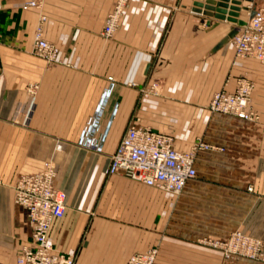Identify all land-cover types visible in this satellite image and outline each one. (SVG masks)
<instances>
[{
	"label": "crops",
	"instance_id": "0c3cea01",
	"mask_svg": "<svg viewBox=\"0 0 264 264\" xmlns=\"http://www.w3.org/2000/svg\"><path fill=\"white\" fill-rule=\"evenodd\" d=\"M114 1L45 0L39 10L0 0V264H17L31 239L27 210L14 197L18 177L48 160L67 205L49 240L75 264H126L153 247L155 264H264L227 259L201 242L235 230L264 242V63L238 57L230 38L251 1L233 21L206 14L204 0H129L106 38ZM41 12L57 63L34 53ZM241 76L255 83L258 120L209 108ZM153 82L157 93L144 95ZM131 123L172 135L181 151L198 138L216 148L198 151L197 176L180 193L166 191L109 171ZM89 124L101 151L84 145Z\"/></svg>",
	"mask_w": 264,
	"mask_h": 264
},
{
	"label": "built area",
	"instance_id": "2783aa9c",
	"mask_svg": "<svg viewBox=\"0 0 264 264\" xmlns=\"http://www.w3.org/2000/svg\"><path fill=\"white\" fill-rule=\"evenodd\" d=\"M45 0H24L23 9L41 10ZM129 0H115L108 13L102 34L110 38L117 30ZM248 17L242 24H235L232 42L238 57H253L264 63V1L256 5L254 0L247 7ZM47 20L41 12L35 31L34 53L49 63L60 61L59 47L44 37ZM112 78V77H109ZM134 84V83H133ZM39 85L30 83L27 91L36 94ZM255 83L245 76L237 79L233 91L220 90L214 93L209 108L212 111L235 115L249 120H258L259 113L251 104ZM143 94L157 93L158 83L143 88ZM93 125L87 127L84 145L102 150L95 145L91 135ZM216 148L201 138L196 139L188 151L174 146V137L148 126L131 123L111 155L109 171L143 181L148 185L173 193H180L187 182L197 176L196 155L201 149ZM56 165L53 160L35 172L21 173L14 189L15 201L27 210L31 224V239L25 242L17 256V264H75V255L59 251L50 242L53 221L66 212V194L56 186ZM202 243L222 251L225 258L240 255L255 260H264V243L259 237L235 230L224 240L204 238ZM158 248L134 253L126 264H155Z\"/></svg>",
	"mask_w": 264,
	"mask_h": 264
},
{
	"label": "water",
	"instance_id": "95a60500",
	"mask_svg": "<svg viewBox=\"0 0 264 264\" xmlns=\"http://www.w3.org/2000/svg\"><path fill=\"white\" fill-rule=\"evenodd\" d=\"M252 1V0H247ZM243 0H204V2L198 3V5L204 8L206 14L212 15L217 19H226L229 16V19L236 21L242 10ZM240 22L239 24H242ZM235 34V30L231 29L230 38Z\"/></svg>",
	"mask_w": 264,
	"mask_h": 264
},
{
	"label": "rangeland",
	"instance_id": "374dc122",
	"mask_svg": "<svg viewBox=\"0 0 264 264\" xmlns=\"http://www.w3.org/2000/svg\"><path fill=\"white\" fill-rule=\"evenodd\" d=\"M112 10V9H111ZM106 21V20H105ZM264 243V242H263ZM255 260V259H254ZM261 261H264V260H261Z\"/></svg>",
	"mask_w": 264,
	"mask_h": 264
}]
</instances>
